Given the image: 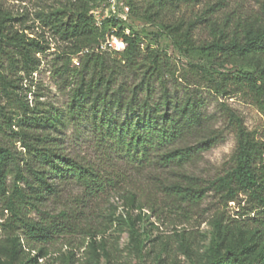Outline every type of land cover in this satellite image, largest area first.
Instances as JSON below:
<instances>
[{"label": "trees", "instance_id": "1", "mask_svg": "<svg viewBox=\"0 0 264 264\" xmlns=\"http://www.w3.org/2000/svg\"><path fill=\"white\" fill-rule=\"evenodd\" d=\"M190 1L148 0L142 15L155 23L180 3ZM100 4L101 0H75L69 14L53 10L36 15L69 44L63 54L65 63L60 66L62 74L72 58L80 59L72 70L75 82L66 114L74 122L87 123L98 158L96 163H88L66 152L63 141L55 136L63 123L62 112L42 113L19 99L20 122L4 113L5 127L25 155L20 160L0 140V264H48L51 242L78 232L88 238L84 264H100L101 259L109 264L112 251L104 235L121 224L127 228L132 252L144 260L148 236L138 230V224L145 217L144 210L155 211L153 205L139 198L138 185L145 181L178 203L196 204L208 190L220 195L225 205L246 198V203L253 204L251 210L261 209L263 216L255 226L231 218H214L205 264H264V142L256 140L242 119L228 109L236 136L234 166L202 186L189 168L204 151L221 141L220 132L208 126L209 117L201 110L202 100L193 91L180 99L171 93L165 54L149 47L142 49L137 32L119 18L111 16L103 19L99 28L95 26L91 12ZM12 21L0 8V83L7 95L14 94L17 86L5 73L31 76L40 65L37 55L49 49L39 36L29 37L15 29ZM193 25L168 23L163 25V32L176 51L197 50L206 56L207 67H192L210 83L216 95H231L232 86L250 95L264 114V19H244L232 29L212 21L208 24L211 41L200 45L194 44ZM111 35L124 43V50H97L100 42ZM238 67L248 72L236 71ZM127 71L136 80L131 87L124 80L118 83ZM12 169L14 180L9 185ZM121 184L127 188H118ZM72 185L82 190V199L63 201L59 211L49 208ZM107 194L119 195L124 214L114 210L102 217L101 229L94 228L84 208L92 199ZM33 211L41 219L31 218ZM176 235L180 251L194 262L197 254L191 242L184 233ZM59 264L78 263L74 253L68 252L61 255Z\"/></svg>", "mask_w": 264, "mask_h": 264}, {"label": "rangeland", "instance_id": "2", "mask_svg": "<svg viewBox=\"0 0 264 264\" xmlns=\"http://www.w3.org/2000/svg\"><path fill=\"white\" fill-rule=\"evenodd\" d=\"M123 1L129 7L125 26L137 32L142 42L141 48L149 47L165 54L171 72V76L166 79L171 93L177 99L187 91H193L199 96L202 100L201 110L209 117L208 126L218 130L222 136L218 144L204 151L199 161L189 168V173L198 178L202 186H207L208 181L221 176L235 163L236 136L228 118V109L239 116L247 131L261 142H264V114L254 104L250 95L232 86L229 88L231 95L226 97L216 95L210 83L192 67L194 65L207 67L206 56L197 50L176 51L170 38L163 32V25L175 22L184 25L194 23L192 38L195 45H200L211 41L208 24L212 21L221 25L224 23L232 29L236 23L244 19H264V0H191L180 3L155 23L147 21L142 15L148 0ZM73 2L75 0H0V8L14 20L11 23L15 29L24 31L29 37L39 36L49 48L43 54L37 55L40 65L31 76L5 73L17 86L14 94H5L0 83V140L20 160L25 152L5 127L4 118L6 113L14 122L21 121L19 99L27 101L30 106L42 113L46 110L62 112L63 123L60 124L55 136L63 141L66 152L88 163L97 162L98 157L92 149L93 138L87 131V123L74 122L66 114L70 92L75 82L72 70L78 67L80 59L72 58L68 70L62 74L60 66L65 63L63 54L69 44L63 42L48 26L36 19L37 14L53 10L69 14ZM112 58L114 57L111 56L110 59ZM236 71L248 72L247 69L239 67ZM122 80L126 81L129 87L136 83L130 71L120 77L118 83ZM20 166L24 167L23 162H20ZM14 174L15 171L12 169L8 177L9 185L13 183ZM145 176L144 174L143 177ZM118 186L121 189L127 188L125 184ZM138 186L140 200L155 207L154 213L144 210L145 217L138 224V230L148 236L144 244L145 252L148 254L144 260L135 256L128 243L127 228L121 224L114 226L104 235L112 251L109 264H205V250L209 242L211 221L214 218H231L238 223L255 226L258 219L263 216L261 209L255 208L252 211L253 204L246 203L247 199L243 196H240L244 198L242 201L229 202L225 205L220 195L208 190L196 204L178 203L165 197L147 181ZM82 194V190L75 185L67 187L62 199L54 202L49 208L59 211L63 207V201L73 202L77 200L75 198L82 199ZM84 209L91 215L92 226L98 229L102 228L103 216L110 215L114 210L116 214H124L123 201L118 194L101 195L86 203ZM4 215L7 213L4 212ZM29 216L34 220L41 219L34 211ZM2 221L3 219H0V222ZM176 233H184V238L191 242L192 251L197 254L194 262L180 251V241ZM87 241L88 238L79 232L56 237L49 245L50 254L46 262L59 264L61 255L73 252L77 263L84 264L87 257L85 251ZM157 255H160L159 259ZM100 264H105L104 259L100 260Z\"/></svg>", "mask_w": 264, "mask_h": 264}, {"label": "built area", "instance_id": "3", "mask_svg": "<svg viewBox=\"0 0 264 264\" xmlns=\"http://www.w3.org/2000/svg\"><path fill=\"white\" fill-rule=\"evenodd\" d=\"M91 15L94 18L95 26L99 28L102 20L111 16L126 21L129 15V7L123 0H101L100 6L92 11ZM124 48V43L111 35L105 37V39L100 42L97 50L122 52Z\"/></svg>", "mask_w": 264, "mask_h": 264}]
</instances>
